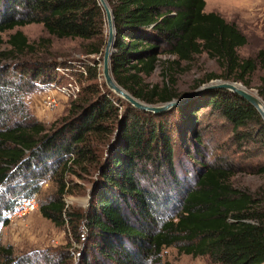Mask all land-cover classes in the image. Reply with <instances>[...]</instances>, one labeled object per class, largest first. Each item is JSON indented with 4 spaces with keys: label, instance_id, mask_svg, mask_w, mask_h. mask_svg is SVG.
Here are the masks:
<instances>
[{
    "label": "trees",
    "instance_id": "obj_1",
    "mask_svg": "<svg viewBox=\"0 0 264 264\" xmlns=\"http://www.w3.org/2000/svg\"><path fill=\"white\" fill-rule=\"evenodd\" d=\"M107 2L116 29L110 67L117 83L145 102H179L159 112L141 109L98 81L107 37L99 0H0V44L3 32L37 22L51 35L87 40L84 53L99 55L85 63L90 81L78 98L47 125L24 96L69 63L38 50L18 28L9 33V48L0 50V226L19 197H31L49 177L57 188L39 210L67 225L80 244L76 253L68 249L70 241L37 253L38 261L0 243V264H169L162 256L169 245L218 264H264V182L251 191L230 180L238 171L264 172V162L249 160L253 152L246 147L245 155L209 158L199 128V112L209 107L230 126L234 144L264 143L260 113L223 87H196L187 98L176 88L182 62L202 51L222 68L209 78L245 82L257 66L264 71V45L241 57L246 34L219 12L206 11L205 0ZM38 44L48 47L50 39ZM157 65L161 82L146 81ZM260 80L264 99V74ZM71 172L93 176L86 209L65 204V174ZM20 176L30 181V193L25 187L17 193L11 181Z\"/></svg>",
    "mask_w": 264,
    "mask_h": 264
},
{
    "label": "rangeland",
    "instance_id": "obj_2",
    "mask_svg": "<svg viewBox=\"0 0 264 264\" xmlns=\"http://www.w3.org/2000/svg\"><path fill=\"white\" fill-rule=\"evenodd\" d=\"M205 1L206 11L213 10L219 12L227 20L234 21L246 34L247 42L238 47L240 56H254L257 50L264 45V0ZM16 28L21 29L27 35L30 42L35 43L36 46H41L38 47V50L50 52L51 56L60 60H66V63H69L65 66L60 65L64 67V71L58 70L56 67V78L50 81L54 83V85L48 83L40 84V82L36 81L39 89L24 96L35 118L49 125L61 119V117L66 114L71 101L78 98L82 85L90 81L87 78V71L83 73L80 68L83 66L86 70L85 63H93L94 59H98L99 55L84 53L83 45L87 40H83L80 37H57L51 35L45 30L41 23L37 22L15 26L13 29L3 32L4 42L0 44V50L9 48L7 38L9 33L13 32ZM41 37H48L50 39L48 47L44 44H38ZM38 50L34 53L35 55L41 54ZM29 55H31V53H29ZM101 62L102 60L98 63L100 70L102 66ZM221 73L222 68L217 60L209 56L205 51H202L195 54L192 59L182 62L181 70L177 74L176 88L182 93L183 98H187L200 86L210 81H215V79L235 80L233 78L224 77L209 78L210 74L220 75ZM100 74L98 81L102 82L104 78L101 72ZM263 74L264 71L257 66L256 69L246 77L245 82L241 80L235 81L253 91L264 103V99L258 92V86L261 85L260 77ZM145 79L148 82L160 83L162 80L160 66L157 65L152 74ZM69 80L76 82V84L80 86V90L77 92L76 96L66 97L57 89V87L67 84ZM193 88L196 89L194 90ZM47 93L52 95L55 94L59 97L54 107H44L43 102ZM36 96L39 97L37 109L36 106L34 107L31 100ZM199 120V128L202 131V143L208 147L209 158L215 159V153L220 152H225L233 157L240 156V154L245 155V153H242V148L246 147L247 149L250 148L253 152V155L248 157L249 160L253 162H264V143L261 139H255V141L243 145L241 143L234 144L230 139V126L209 107L200 110ZM223 149L225 150L223 151ZM188 167L190 166H187V168ZM75 168L77 169V167ZM92 177V175L90 176L84 172L79 176L74 172L65 174L68 191L64 193L63 199L66 206L80 209L87 208L90 200L89 187ZM230 180L234 185L244 186L251 191H256L264 182V172L238 171L230 177ZM11 182H15L17 193H24L28 187L32 186L29 184L30 181L25 180L21 176ZM24 187L26 189L22 191ZM56 188V182L51 178L48 177L41 180L38 186L33 189L32 194H30L37 202L36 208L20 215L14 213L16 210L12 212L10 217H7L9 220L8 223L0 226V243L11 244L15 254L30 255L31 257L38 258V261L42 259L40 258L41 254L37 253H45L48 250L53 252L56 249L64 248L67 246L68 241H70L68 249L76 253V249L80 244L77 243L71 235L69 227L67 225L55 224L52 220L44 217L39 210L40 202L55 192ZM162 256L169 264H218L206 254L193 256L188 253H180L174 245L163 247Z\"/></svg>",
    "mask_w": 264,
    "mask_h": 264
},
{
    "label": "water",
    "instance_id": "obj_3",
    "mask_svg": "<svg viewBox=\"0 0 264 264\" xmlns=\"http://www.w3.org/2000/svg\"><path fill=\"white\" fill-rule=\"evenodd\" d=\"M99 3L103 7L105 13V20H106V41L103 48L102 54V62H101V73L104 78V81L113 92H115L118 96L122 97L123 99L127 100L132 105L154 112H159L170 108L172 105L179 102V99H172L165 102L159 103H149L145 102L133 94H131L128 90L122 87L120 84L117 83L115 80L111 67H110V57L112 52L114 51L115 45V36H116V29L114 23V16L112 10L107 2V0H99ZM212 87H223L229 89L242 97H244L248 102H250L260 113L263 121H264V103L262 102L261 98L257 96L253 91L246 88L241 83L235 80H222V79H215V81H210L206 84H203L198 88V91L205 90ZM90 196V194H89Z\"/></svg>",
    "mask_w": 264,
    "mask_h": 264
},
{
    "label": "built area",
    "instance_id": "obj_4",
    "mask_svg": "<svg viewBox=\"0 0 264 264\" xmlns=\"http://www.w3.org/2000/svg\"><path fill=\"white\" fill-rule=\"evenodd\" d=\"M81 67V66H80ZM58 70H62L64 71V67L61 66H57ZM80 69H82L83 73H86L85 68L82 66ZM48 84L50 85H54V83L49 82ZM57 89L62 93V95L69 97V96H76L77 92H79L80 90V86L78 84H76V82L69 80L67 81V84H63L59 87H57ZM47 96H45L46 98H44V102L43 105L45 108H50V107H54L57 104V100H59V97L56 96L55 94H46ZM37 206V202L34 200V197H19V199L16 201L14 208L6 213V216L9 218L10 214L12 212L17 213V214H22L25 213L29 210L35 209ZM17 208V209H16Z\"/></svg>",
    "mask_w": 264,
    "mask_h": 264
},
{
    "label": "crops",
    "instance_id": "obj_5",
    "mask_svg": "<svg viewBox=\"0 0 264 264\" xmlns=\"http://www.w3.org/2000/svg\"><path fill=\"white\" fill-rule=\"evenodd\" d=\"M32 103L34 104V107L36 106V109H37V105H38V102H39V97L36 96L35 98H32Z\"/></svg>",
    "mask_w": 264,
    "mask_h": 264
}]
</instances>
